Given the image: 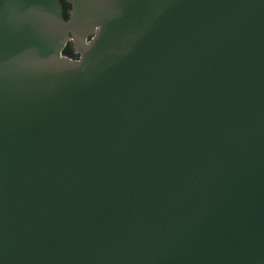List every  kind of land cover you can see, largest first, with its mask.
<instances>
[{
  "label": "water",
  "instance_id": "water-1",
  "mask_svg": "<svg viewBox=\"0 0 264 264\" xmlns=\"http://www.w3.org/2000/svg\"><path fill=\"white\" fill-rule=\"evenodd\" d=\"M65 1L0 0V264H264V0Z\"/></svg>",
  "mask_w": 264,
  "mask_h": 264
},
{
  "label": "trees",
  "instance_id": "trees-1",
  "mask_svg": "<svg viewBox=\"0 0 264 264\" xmlns=\"http://www.w3.org/2000/svg\"><path fill=\"white\" fill-rule=\"evenodd\" d=\"M62 5H63V14H64V17L67 18L68 17V10L70 8V4L67 3L65 0H60ZM62 52L70 57H74V58H77V53L74 52L73 50V45L68 41L66 43V45L64 46Z\"/></svg>",
  "mask_w": 264,
  "mask_h": 264
},
{
  "label": "flooded vegetation",
  "instance_id": "flooded-vegetation-1",
  "mask_svg": "<svg viewBox=\"0 0 264 264\" xmlns=\"http://www.w3.org/2000/svg\"><path fill=\"white\" fill-rule=\"evenodd\" d=\"M74 52H75V51H74ZM76 53H77V52H76ZM76 55H77V57H79V54H78V53H77Z\"/></svg>",
  "mask_w": 264,
  "mask_h": 264
}]
</instances>
